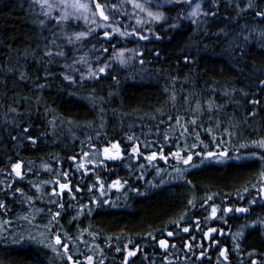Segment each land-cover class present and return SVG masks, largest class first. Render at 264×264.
Listing matches in <instances>:
<instances>
[{"label":"trees","instance_id":"obj_1","mask_svg":"<svg viewBox=\"0 0 264 264\" xmlns=\"http://www.w3.org/2000/svg\"><path fill=\"white\" fill-rule=\"evenodd\" d=\"M113 3L120 4L121 0H109L107 7L118 16L122 24L134 25L135 20L129 21L127 17L115 13ZM219 3L218 14L210 19L206 30H198L189 21H183L179 28L165 33L164 28L167 25L157 22L145 24L143 28H153L161 34L160 40H155L149 34L146 41L136 42L131 37L125 39L118 35H114L111 42L104 41L105 45L113 43L126 48L141 47L146 62L141 65L133 58L125 66L115 64L114 74L117 75L119 84H115L110 78H103L99 83L88 81L89 86L95 84L96 94L102 97L97 99L95 107L87 99L91 92L90 87L74 91L67 82L57 79L56 87L42 90L39 98L41 104L46 103L49 106L48 120L54 115L65 121L61 128L56 130L58 135H49L50 127L42 119L36 118L37 95L31 86H25L16 80L9 81L10 87L17 93L16 99L29 97L33 101L31 105L26 102L20 104L19 110L32 113L34 122H29V135L38 138L35 146L27 139L18 142L10 140L9 132L15 134L11 127L13 114L6 115L3 101L7 95L11 102L12 94H5L0 90V131L3 132V135H0V169L3 170L0 172V189L6 188L7 183H12L13 188L19 187L24 193H16L13 198L11 190L7 197L0 192V199H4L7 207V211L0 209V236L7 237L6 240H0V264H69L63 248L53 251L57 234L62 242L68 245V254L72 255L74 260L81 261V264H87L88 255L93 256L96 264H99L101 259L104 264H122L126 252L117 253L115 247L123 248L129 240L132 241L129 249L139 243L142 251L138 252L136 257L129 258L128 264H143L144 258L156 251L155 242L148 239L149 232L157 238H163L167 231H173L178 251H183L182 244L190 239L189 235L195 226L194 216L204 212V217L213 204L223 207L225 203L222 201H227L233 208L247 207L251 211L254 210L258 218H264V200H261V194L253 187L260 186L259 174L264 170L262 162L243 159L256 150L239 149L233 142L235 136L254 138L264 135V105L257 107V116L253 119L246 117L245 109L252 106L246 104L242 98L238 105L229 104L221 114L219 126H214L211 134L200 128L196 130L198 136L191 132L181 136L180 126L175 125L174 121L172 127L167 124L169 112H175L171 103H166L168 94L164 92L171 76L178 77V84L190 77L202 95L206 94L205 80L209 83L214 80L220 85L229 84L237 89H256L253 81L260 77L264 70V47H261L257 40H251L245 46L246 56L239 61L234 59L227 49L230 41L240 35L241 29L246 35L247 29L251 28L257 37L260 31H264L262 18L255 16L257 10H264V0H253L255 6L244 13H240L234 4L246 7L247 0H219ZM209 6L205 0L204 8ZM29 8V0H0V65L7 64L10 53L19 52L23 56L24 50L35 49L48 36L46 29H41L33 22ZM92 8L94 10V5ZM166 9L167 16L175 17L180 11V6L169 5ZM123 10L133 11L131 4L127 3H124ZM53 15L58 13L53 12ZM137 16L144 14L137 10ZM89 27L95 28V32L82 42L81 50L75 55L79 57L87 54L88 59L92 61L94 57L89 50L94 44L98 46V39L105 29L80 20L75 30L87 32ZM222 29L227 35L221 32ZM120 30L123 31V27ZM218 32L221 35L214 34ZM204 45H208L207 50L203 48ZM156 52L160 53L159 57L155 55ZM127 55L130 53H126ZM185 56H190L193 63L185 64ZM31 67L29 63V68ZM52 67L57 73L61 71L56 65ZM198 75H202L203 79H198ZM109 92L113 94L109 95ZM255 94L264 100V92L257 91ZM215 100L217 103H223L225 97L217 93ZM101 108L104 109L103 113ZM161 112L164 113L163 116ZM242 118L251 119L252 126H244ZM161 119L165 124H159ZM24 120H28L27 115ZM68 120L73 123L69 125ZM5 121L9 122L7 129ZM228 131L233 132L234 136H229ZM132 134L133 142L141 144L140 150L144 155L159 150H162L166 157L176 151L182 155L187 154L189 150L203 155L208 151L223 150L228 156L220 159L223 161L221 163L213 159L212 162H205L202 168H187L179 175L175 168L183 169L186 166L177 163L172 156V160L167 158L166 163L157 159L153 162L154 166L149 165L143 156L132 159V142L127 139ZM165 134L170 137L167 141L164 140ZM116 141L120 142L122 159L105 160L103 148ZM97 150L99 155H96ZM85 151L90 153L89 157L83 156ZM70 155L77 157L75 163L68 159ZM236 156L241 159H235ZM197 158L194 156V160L199 162ZM16 162L22 165L23 179L15 174L11 177L4 175L11 171V164ZM81 162L85 164V169L77 171L76 168ZM139 164H144L145 167L140 169ZM156 168L163 170L165 183L152 187L151 185L160 179L156 175ZM64 171L69 173L70 187L74 189L75 185L79 184L84 191L69 193L66 190L60 200L65 205L61 210L48 201L52 189L56 187L58 190L56 181L64 182ZM85 171L87 174L81 175ZM141 175L143 179L136 178ZM97 176L107 189V196L102 199L109 201L100 208L90 202L93 193L86 190L95 182ZM116 178L122 181L128 179L129 183L122 185L120 191L109 188L108 185ZM132 187L138 189V192L125 191ZM245 187L249 189L248 193H244ZM72 195H76L78 199L72 200ZM241 195L243 199L240 198ZM95 196H99L98 191ZM208 196H211L212 200H207ZM251 199L257 201L254 206L248 203ZM189 200L193 203L189 204ZM80 205L91 207L92 213L87 214L86 207L84 214L77 215ZM49 209L61 211V217L51 224ZM218 214L217 219L212 221L227 230L221 218L222 213ZM232 214H227V219ZM198 220L205 227L209 226V220ZM251 222L252 219L248 218L244 224ZM177 224L180 225L179 228ZM184 226L190 227L189 233L182 232ZM236 230L239 229L233 231ZM243 231L242 237L235 233L223 235L219 239L216 237L219 244H212L210 253L205 254L206 257H211V261L207 258H190L189 253H184L175 264H224L223 258L219 257L218 248L229 250L228 264H250L252 259H256L258 264H264V227L244 228ZM17 236L21 238L19 243L25 247L14 242L13 238ZM249 252L255 255L250 257Z\"/></svg>","mask_w":264,"mask_h":264},{"label":"snow or ice","instance_id":"obj_2","mask_svg":"<svg viewBox=\"0 0 264 264\" xmlns=\"http://www.w3.org/2000/svg\"><path fill=\"white\" fill-rule=\"evenodd\" d=\"M109 0H29L30 8L29 11L32 13L33 22L38 24L41 29H46L48 36L44 38L42 44H38L35 49H26L24 50L23 56L19 52L10 53L7 57V64L0 65V90L5 94L11 92L12 99L9 102L7 95L3 101L5 105L6 115L8 113L13 114L11 121V127L15 130V134L9 132V137L12 142L23 141L27 139L33 146L37 144V137L29 135L30 133V123L34 122L31 111L25 110L20 111L19 105L22 103L32 104L33 101L29 97H21L19 100L16 99L17 93L14 88L10 87L9 81L16 80L20 83H23L25 86H31L32 90L37 95V101L35 104L36 118L42 119L51 129L49 135H58L57 129L65 123L64 120L58 119L53 115L51 120H48L49 115V106L44 103L41 104L39 93L46 88L56 87L57 79L62 80V82H67L68 86L73 87L74 91L79 88H91V92L87 99L95 107L97 99H102L96 94V86L88 85V81H95L99 83L103 78H110L115 84H119V79L117 75L114 74V65L119 64L120 66L127 65L133 58L138 60V63L143 65L146 61L143 59L144 50L141 47L137 48H126L123 45L110 43L105 45L104 41L111 42L114 35H118L122 38L131 37L133 41H146L149 39V34L155 39H162L161 34L155 31L153 28H147L144 30L143 25L153 24L157 22H163L167 27L164 28V32L177 29L181 26L183 21H189L196 26L198 30H206L211 18L217 16L218 10L220 7L219 0H207L210 5L208 8H202L201 3L195 2V0H121L120 4L113 3V8L115 13H118L119 16L127 17L129 21L135 20V24H122L121 20L116 14L113 13L108 7ZM124 3L131 4L133 11H124ZM94 5V10L92 8ZM176 5L180 6V11L175 17H169L166 15V6ZM194 5V6H193ZM186 6V7H185ZM253 0H247L246 7H241L239 4H234L235 8H239L240 13H244L249 9L253 8ZM137 10L139 13H143L144 16H137ZM53 12H57L58 15L54 16ZM98 13V19H97ZM255 16L262 18L264 22V10H257ZM145 17L147 19H145ZM84 20L85 22H90L93 25H96L98 28H103L102 35L98 39V46L94 44L89 50L94 59L90 61L88 55L77 57L76 52L81 50L82 42L95 32V28L89 27L87 32L82 30H75L77 28V22ZM123 27V31H121ZM111 29V31H108ZM240 35L236 39L230 41L229 48L227 49L229 53L236 60H241L246 56L245 46L251 40H257V42L264 47V31L259 32L257 37L254 30L251 28L247 29L248 34H243V30H239ZM225 35L227 33L222 29ZM215 35H221L220 32L214 33ZM235 35V33H234ZM90 42V41H89ZM68 49L66 52L65 49ZM205 50L208 49V45H204ZM126 53L130 55L126 56ZM157 57L160 56L159 52H156ZM185 64L193 63V59L190 56L184 57ZM29 63L32 67L29 68ZM53 65L58 66L61 71H57L52 67ZM198 79H203L202 75H198ZM253 83L256 84L255 90L240 88L237 89L232 85L224 84L220 85L217 81L205 80V89L206 94L202 95L201 92L197 91L195 82L189 77L184 81L179 82L178 77L171 76L170 81L166 84L164 92L168 94V99L166 103H171V108L175 110L174 114L170 111L167 117L168 127H172V122H175V125L181 127L180 135L184 136L188 133H196L197 129L204 128L209 134L213 132L214 126H219L221 122V114L225 112L229 104L238 105L243 101L251 105L252 107L246 108L245 113L246 117L255 118L257 116V107L264 105V100L259 98V95L255 94L258 92H264V70H262L261 76L256 78ZM184 85H189L190 87L185 88ZM219 93L221 96L225 97L223 103H217L215 100L216 94ZM112 92H109V95H112ZM43 108V111H41ZM103 113L104 109H100ZM159 111V110H158ZM28 116V120H24V116ZM164 113L161 112V116ZM244 126H252L251 119L242 118ZM183 121V123H182ZM67 123L71 125L73 122L68 120ZM9 122L5 121V128L7 129ZM160 125L165 124V121L161 119L159 121ZM235 127V125H234ZM243 131V129H241ZM255 131V128H253ZM198 136V133H196ZM229 136H234V133L228 131ZM0 135H3V132L0 131ZM127 139L132 142L130 143V157L132 159H139L143 156V159L146 160L149 165H153V162L157 159L167 162V157L163 154L162 150L158 152H151V154L144 155L140 148L141 144L134 141V134L129 135ZM170 137L166 134L164 135V140H169ZM179 139V137H177ZM233 142L237 145L239 149H255L256 151H251L243 159L248 160H259L262 162V167H264V135L248 138L244 136H235ZM195 145H193L194 147ZM96 155H99L97 150ZM84 157H89L90 153L85 151L83 152ZM103 156L105 160H120L122 159L120 142H110L109 146L103 148ZM171 156L177 161V163L186 166L185 168L176 167L175 172L179 175H182L187 168H198L205 164V162H212L213 158H216L215 162L221 163L220 157L228 156V153L221 150L220 152L208 151L203 154V157L199 162L194 160V156H201V153H192L190 150L187 154L182 155L181 152L176 151L172 152ZM73 163L77 160L75 155H70L68 157ZM235 159H241L240 156H236ZM154 166V165H153ZM138 167L143 169L144 164H139ZM22 165L20 162L11 164V171L4 173V175L11 177L12 174H15L16 177L23 179L21 174ZM85 169V164L83 162L79 163L76 170L79 171ZM3 170L0 169V172ZM162 169L156 168V175L160 179L156 184L151 185L152 187H157L162 183H165L163 180ZM87 172L81 173V175H86ZM259 187L253 185L256 188V191L260 193L261 200H264V170L259 174ZM64 182L60 180L56 181L58 190L54 187L49 194V203L55 205L58 209H64L65 205L60 202L64 192L67 190L69 193L73 191L75 193H80L84 189L76 184L74 189L70 187V178L68 171L63 172ZM137 179H143L144 177L138 176ZM129 183L128 179L121 180L116 178L111 181L108 185L109 188H115L117 191L121 190L122 185ZM11 190V195L13 198L16 197V193L23 195V190L19 187L13 188L12 183H7L6 188L0 189V192L4 193V196L7 197ZM87 192L93 193V196L90 198V202L96 205L98 208L103 207L108 204L107 199H102L107 196V189L105 185L100 182L99 176H97L95 182L87 187ZM99 192V196H95V192ZM125 191H137L138 189L132 187L127 188ZM249 189L244 188V193H248ZM142 194V193H138ZM52 197H56L53 199ZM243 199V195L240 196ZM30 199V198H28ZM72 200H77L76 195L71 196ZM207 200H212L211 196L207 197ZM189 204L193 202L188 201ZM249 204H256V199H251L248 201ZM203 207V205H201ZM87 206L80 205L77 215L84 214L85 208ZM0 209L7 211L6 204L4 199H0ZM51 213V219L49 223L57 221L61 217V211H52L48 210ZM93 209L87 207V214H91ZM218 212L222 213V217H226L229 213L237 214H247L249 213V208L247 207H231L223 206L218 207L217 205H211L210 216L208 219H217ZM27 219V217H25ZM75 219V217H74ZM227 222L226 220L224 221ZM196 230L202 231V238L205 240H210L213 245H218L219 242L215 239L214 233L218 235H224L223 229H217L215 227H210L206 231L201 230L200 221H193ZM178 228L180 225H176ZM264 227V218H257L252 221L250 224L246 223L241 226V229L244 228H258ZM182 232L189 233L190 227H182ZM237 236L242 237L244 235L243 231L240 230L236 233ZM148 239L154 241L158 245L159 249L164 250L167 254L169 248H176V244L170 243L168 238L174 236L173 231H168L164 238H157L151 232L147 234ZM7 237L0 236V240H6ZM20 237H14V242H20ZM119 239V238H117ZM196 237H191L192 241H195ZM40 242V241H37ZM129 244H132V241L129 240L128 243L123 245V248L117 246L115 251L117 253L125 251L126 255L123 257L122 264H128L129 258L136 257L138 252L142 251L139 243L133 245L129 249ZM51 246V245H49ZM112 247V245H109ZM194 247L201 249L197 259L207 258L211 261V257L205 256L206 245L199 244L194 245L193 243L185 241L182 244V250L191 251ZM239 245H237V248ZM57 248L64 249V255L67 257L69 264H81V261L74 260L72 255H69V248L66 243L62 242V239L59 234L55 236V247L53 251H57ZM219 257L223 258L224 264H228L229 261V250L227 248H218ZM195 255V253H193ZM248 255L251 257L255 255L253 252H249ZM103 256V253H101ZM147 259V257H145ZM87 264H96L92 255L86 257ZM99 264H104L103 259L100 260ZM250 264H258L256 259H252Z\"/></svg>","mask_w":264,"mask_h":264},{"label":"flooded vegetation","instance_id":"obj_3","mask_svg":"<svg viewBox=\"0 0 264 264\" xmlns=\"http://www.w3.org/2000/svg\"><path fill=\"white\" fill-rule=\"evenodd\" d=\"M169 160H170V158H169ZM161 162H163V163H166L165 161H162V160H160ZM193 169H195V168H193ZM252 206H254V205H252ZM239 218H240V221L242 222V224H244L245 222H247V219L248 218H250V219H252V221H254V220H256L257 218H258V216H257V213L256 212H254V210L253 211H251L250 209H249V213H247V214H237V213H235ZM210 216V211H208L207 213H206V215L203 217V218H201V219H205L204 221H208L209 220V226H207V227H205L204 225H202V222L200 221V228H201V230H203V231H206L208 228H210V227H215V228H217V229H222L219 225H217V223L215 222L214 223V221H212L213 219H208L207 217H209ZM210 224H212V225H210ZM224 230V229H223ZM240 230H242L243 231V229H239V230H236L235 232L233 231V230H224V235H232L233 233H237L238 231H240ZM168 232V231H167ZM166 232V233H167ZM244 232V231H243ZM165 233V234H166ZM232 233V234H231ZM214 236H215V238L217 237L218 239L219 238H221V235H218V234H216V233H214L213 234ZM190 236V239L187 241V242H190V243H193L194 245H199V244H204V245H206V250H205V254H209L210 253V248H211V245H212V243H211V241L210 240H205V239H203L202 238V231H197L196 230V227L194 226V229H193V231H192V234L191 235H189ZM193 236H195L196 237V239H195V241H192L191 240V237H193ZM223 236V235H222ZM164 238V237H163ZM169 239V241H170V243H174V244H176V242H175V240L173 239V237H171V238H168ZM184 243V242H183ZM173 249H175V251L177 252L178 251V246H177V244H176V248H169V250H168V252H167V254H165V252H164V250H162V249H159V247H158V245H156V252H157V255H158V257H160V258H162V259H165V260H168V258L169 257H171V256H169L170 254H172L171 252L173 251ZM200 250V248H198V247H194L191 251H188V250H183V251H178V258H180L181 256H180V254H184V253H189V257L190 258H192V257H197V256H195L193 253H196V252H198ZM153 254H156L155 252H153ZM152 254V255H153ZM151 255V256H152ZM172 258V257H171ZM147 260V259H146ZM145 260V261H146ZM170 261H172V262H176V260L175 259H171ZM143 264H145V263H143Z\"/></svg>","mask_w":264,"mask_h":264},{"label":"bare ground","instance_id":"obj_4","mask_svg":"<svg viewBox=\"0 0 264 264\" xmlns=\"http://www.w3.org/2000/svg\"><path fill=\"white\" fill-rule=\"evenodd\" d=\"M217 152V151H216ZM218 152H220V151H218ZM217 152V153H218ZM226 152V151H225ZM196 157H198L197 159H198V161L203 157V155H201V156H196ZM227 157V156H226ZM226 157H220L219 159H225ZM168 158H170V160H172V157L169 155L168 156ZM213 159H216V158H213ZM206 164V163H205ZM204 164V165H205ZM204 165L203 166H201V167H198V168H202V167H204ZM223 203H225V206H231V204H230V202H224V201H222ZM232 207V206H231ZM211 209V208H210ZM210 209H208L207 210V212L210 210ZM202 211H205V210H202ZM206 212V211H205ZM219 213V212H218ZM229 214H232V213H229ZM176 215H178V214H176ZM203 215H204V212H199L198 214H196V216H194V219L195 220H198V219H200V218H203ZM219 215V214H218ZM178 217V216H177ZM227 221L226 223L224 222V221ZM222 221L224 222V225L227 227V229L229 230H235V229H240V227L243 225L242 224V222L240 221V218L236 215V214H232V215H230V217H229V219H227V216L226 217H223L222 218ZM168 225V224H167ZM172 228H174V226L172 227ZM143 232V231H142ZM140 234V233H139ZM143 234V233H142ZM18 244H20L19 242H18ZM20 245H22V244H20ZM23 247H25L24 245H22ZM156 254H151L150 256H148L147 257V260H146V258H144V263L145 264H149V263H157V264H175L174 262H172V261H170V260H165V259H162V258H160V257H158V255H157V252L156 251H154ZM172 254H170L169 256H171L172 258L171 259H175L176 260V262H177V260H178V252H176L175 251V249H173V251L171 252ZM175 255V256H174ZM146 260V261H145Z\"/></svg>","mask_w":264,"mask_h":264},{"label":"rangeland","instance_id":"obj_5","mask_svg":"<svg viewBox=\"0 0 264 264\" xmlns=\"http://www.w3.org/2000/svg\"><path fill=\"white\" fill-rule=\"evenodd\" d=\"M195 2H197V3H201L202 4V8H204V5H205V0H195ZM194 6V5H193ZM141 14H143V13H141ZM133 21H134V19H133ZM168 158V157H167ZM177 162V161H176ZM200 251H201V249L198 251V252H196L195 253V256H198L199 255V253H200ZM181 255V254H180ZM184 256V255H183ZM168 260H171V257H169L168 258ZM184 260V259H183ZM174 263H176V262H174Z\"/></svg>","mask_w":264,"mask_h":264}]
</instances>
